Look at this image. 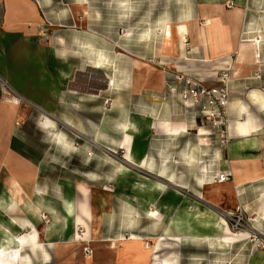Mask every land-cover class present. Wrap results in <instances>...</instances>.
<instances>
[{
  "label": "rangeland",
  "instance_id": "rangeland-1",
  "mask_svg": "<svg viewBox=\"0 0 264 264\" xmlns=\"http://www.w3.org/2000/svg\"><path fill=\"white\" fill-rule=\"evenodd\" d=\"M45 1L52 2L53 7H38L41 18H44L43 13H46L48 19L35 22L33 28H37L38 34L47 44L52 38L54 41L58 40L61 56H69L78 61L79 68L70 77V81L65 83L68 92L59 98V104H41V101H44L40 99L41 93L44 91L36 88L39 84L37 74H33L34 68H29L23 63L20 52L9 53L5 48H0V164L4 165H0V179L7 175H13L20 180L33 177L35 189L43 190L57 201L71 197L74 203L85 204L93 214V219L88 221L91 238L116 240L122 251L116 257L92 261L88 249L85 248V261L82 264H152L154 260L160 263L167 260L169 264H248L249 259L258 255L255 249H264V237L253 240L247 235L241 242L217 245L185 235L174 236V226H170L172 231L166 236L163 234L164 228L167 227L166 222L150 218L146 212L125 200L133 198L135 194L140 200L142 197H154L158 201H172L177 205L175 213L180 212L184 205L191 208L198 203L216 211L224 219L227 213L219 208L213 209L204 200L199 199V190L190 191L176 186L185 185L190 176L192 179L198 177L200 162H204L210 172L214 167V160L211 161L214 156L212 147H221L215 142L217 137L210 136L205 128L199 127L198 121L195 122L193 130L194 137L196 140L197 137L205 140L207 146L201 145L197 149L196 165H181L180 169H176L172 165L169 166V162L167 169L161 174V163H157L154 169L148 172L123 159V149L117 144L122 132L119 123L127 118L130 112L138 114L136 99L132 96L125 100L123 90L130 89L137 71L135 72L132 66L127 68V82L130 83L125 84L126 77L122 76L123 74L120 76L116 62L118 71H115L114 77L121 85L119 89L107 90V72L85 66L87 62L83 60L84 53L78 48V42L86 41L91 36L97 43L101 38L107 39L112 47L118 42L131 44L132 31L137 25V20L132 21L131 17L127 21L118 19L113 0H86L85 23L82 22V12L71 4L75 3V0ZM253 20L255 21V16ZM259 26L261 25L255 26L251 32L256 31L258 34L253 35L259 36L255 45L258 53L254 59L259 78L264 80V28ZM122 35L125 36L124 42L122 39L118 40ZM248 36L245 34L243 37L246 39ZM34 40L40 42L38 37ZM30 48L33 46L30 45ZM15 56L20 58L17 64L8 60ZM123 65L120 62V66L124 68ZM10 83L17 86L19 91ZM31 92L35 97L31 96ZM12 98L17 102L15 114H10L8 110L9 100ZM106 99H114V102L111 100L110 105L105 104ZM44 115L53 121L54 131L59 132L63 143L44 128ZM150 137L154 139L159 136L152 134ZM145 138L135 137L134 141L137 146L145 148ZM149 159L154 161L152 156H149ZM169 161L171 164L176 163L171 158ZM122 165L128 169L125 175L120 174ZM210 179L212 181V178ZM135 180L148 183L155 180L164 184L167 189L164 194H132L129 183ZM81 186L86 189L85 195ZM174 190L180 195L174 193ZM156 203L153 201L151 206L148 207L147 204L146 208H154ZM161 212L163 214L164 210ZM171 217L172 215L168 216ZM228 226L232 231L246 230L230 224ZM94 228L96 233L93 232ZM70 230H73L72 225ZM80 233H83L82 229ZM70 235L67 234L60 241L69 240ZM132 235L143 241V244H148L149 248L145 250L146 259L137 258L134 251L124 250L122 243L130 241ZM67 261L64 252L56 251L55 254H50L48 261H42V264H67Z\"/></svg>",
  "mask_w": 264,
  "mask_h": 264
},
{
  "label": "crops",
  "instance_id": "crops-1",
  "mask_svg": "<svg viewBox=\"0 0 264 264\" xmlns=\"http://www.w3.org/2000/svg\"><path fill=\"white\" fill-rule=\"evenodd\" d=\"M49 3L50 1L45 0H0V48H5V51L9 53L20 52L23 63L29 68H34L33 74H37L39 86L36 88L44 91L40 99L46 102L41 101V104L57 105L60 103L59 98L67 91L65 83L70 81V77L78 71L79 67L78 61H74L69 56H61L58 40L54 41L52 38L48 45L38 34L37 28H33L35 22L48 19L46 13H43L44 18H41L38 5L49 9L53 7L52 2ZM113 3L116 6L118 19L127 21L131 17L132 21L137 20V25L132 31L133 40L131 44H119L118 42L114 47L107 39L101 38V40L114 54V64L118 63L120 76L123 74L122 76L126 77L125 84L129 82H127V68L132 66L135 72L137 71L134 81H131L130 89L123 90V95L125 100L134 96L137 101L138 114L145 115L147 120H152L155 125L154 129L145 131L143 136L146 137L144 141L146 158L152 156L156 164L166 162V169L169 162V166L172 165L176 169H180L181 165H196L197 149L201 145L207 146L204 143L205 140L199 137L196 140L194 137L193 130L196 126L194 118L183 113L175 99L165 96L167 80L172 74L182 72L211 84L214 83V75L218 70L227 67L232 69L229 124L235 119L242 118L243 113L248 111L259 127L254 136L244 137H237L230 133L228 127L227 144L217 149L212 147L214 167L208 173L210 178L212 172L217 169L230 171L231 177L226 182H214L210 188L206 187L205 190L210 194V199H206L205 202L213 209L215 207L226 212L240 209L245 219L244 228L246 230L239 232L245 233L253 240L263 238L264 106L253 100L254 97L250 93L253 91L264 95V80L259 78L258 67L252 61L253 56L250 57L252 54L246 50L241 60H239V55L243 49L242 42L245 40L243 36L258 34L256 31L251 32L257 25L264 28V0H113ZM122 3L130 4L127 17L121 14ZM71 4L74 7L73 3ZM41 10L44 11L43 8ZM209 18L219 20L222 35L218 31L216 33L207 31L206 19ZM187 20L190 21L188 23L189 34L183 40V51L175 54L168 48L165 51L161 50L159 44L164 23L176 24ZM141 33L148 35L145 39H140ZM36 37L40 42L34 40ZM124 37V35L119 36L118 40L122 39L124 42ZM88 40H92L91 36ZM29 41L35 42L30 44ZM30 45L35 49L30 48ZM82 56L87 62L84 54ZM19 59L15 56L8 60L17 64ZM120 62L124 64V68L120 66ZM60 72H68L70 77L62 79ZM10 84L18 90L17 86ZM31 94L35 97L33 92ZM30 100L33 99L30 98ZM111 100L114 102V99ZM165 119L177 125H183L186 130L168 135L167 131L158 125ZM152 134L159 137L153 139L150 137ZM189 156H193L192 160L195 161L187 159ZM170 158L176 163L171 164ZM199 177L200 175L192 179L190 176L185 185L176 186L190 191L199 190L203 193L205 191L201 187ZM6 178H14L28 191H30V185L34 187L33 177L20 180L13 175H7L2 179L6 180ZM1 184L0 181V195L4 194ZM49 197L55 199L52 196ZM48 219L49 217L42 219V223L40 219L37 220L24 213L19 207L6 209L5 206L0 205V224L9 229L19 240V247L23 254L29 257V262L24 264H42L44 261L38 248H35L36 253L33 254L27 246L31 233L35 232L30 241L44 244L50 256L57 251L53 248L54 243L58 242L61 245L65 241L60 240L73 231L70 230L71 223L69 222L68 227L70 228L65 235L56 239L52 235L47 240L43 233V225ZM254 251L258 255L249 259L248 264H264L262 254H260H264V249L258 248ZM59 252L62 253L61 250ZM65 254L68 256L67 252ZM84 261L82 260L80 264ZM67 264H69V259Z\"/></svg>",
  "mask_w": 264,
  "mask_h": 264
},
{
  "label": "bare ground",
  "instance_id": "bare-ground-1",
  "mask_svg": "<svg viewBox=\"0 0 264 264\" xmlns=\"http://www.w3.org/2000/svg\"><path fill=\"white\" fill-rule=\"evenodd\" d=\"M76 10H79L83 14V23L86 22L87 17V3L86 0H75L73 3ZM121 14L123 17H127L130 10V4L122 3ZM190 21H179L176 24H171L165 22L162 26V39L159 44V48L163 51L166 48L170 49L173 53L179 54L183 51V40L188 33V23ZM207 31L215 32L218 31L220 35L223 32L220 31L221 26L218 19H206ZM217 28V29H216ZM148 34L141 33L140 39H145ZM258 37L249 36L242 42L243 49L239 55V60L242 59L245 51L250 52V57L253 56L252 61L257 64L255 57H257V50L255 45L258 43ZM104 41L100 40L98 43L92 40H86L78 42V48L82 49L84 53V58H86L87 67L93 69H101L107 72L106 83L108 86L107 90L119 89L120 81H116L114 77L115 71H118L114 64V54L110 49L106 47ZM62 79H67L70 77V73L60 72ZM250 95L254 97L253 100L259 102L261 106H264V95L260 92H251ZM8 110L10 114H15L17 112V102L15 99H10L8 104ZM44 128L47 132H50L51 136L61 143H63L59 132L54 131L53 121L44 115ZM158 125L162 126V129L167 131L168 135L172 133H178V131H185L186 129L183 125H177L169 120H164ZM154 123L152 120L146 118L143 114H135L134 112L128 113L127 118H125L121 123H119V129L121 132V137L118 140V146L123 149V159L132 166H137L139 168L145 169L150 172L154 169L156 163L152 160L146 158V153L144 148L137 146L134 139L135 137H141L144 135L145 131L148 129H154ZM230 133L235 134L237 137L244 136H254L258 131V124H256L250 112L245 111L243 117L240 119H235L231 124L228 125ZM1 129V128H0ZM193 156H189L187 159L191 161ZM173 161V160H172ZM213 161V160H211ZM168 162V161H167ZM175 162V161H174ZM166 162L161 164V174L165 171ZM200 172L199 181H201V187L205 192L201 193L198 197L201 200L210 199V194L206 193V187L210 188L213 182L210 179L209 171H207L204 162H200ZM120 174L125 175L128 172L126 166L122 165L120 167ZM211 170V169H210ZM212 178V177H211ZM1 185L3 186L4 194L0 195V205L5 206L6 209L10 207H19L24 213L36 218L43 223L42 219L48 218L47 222L44 223V236L45 239L49 240V237L53 235L56 239L57 237L63 236L69 231V222L73 227L71 237L69 240L62 242L61 245L58 242L54 243V250L62 252H67L69 259V264H80L82 260H85V248L89 251V256L93 261L98 259L112 258L116 257L118 253L122 250L120 249V244L116 240H100L91 238V230L88 227V221L93 219V214L88 211L85 204L74 203L72 198H62L59 201L53 200L51 197L47 196L45 192L41 189H34L30 185L29 190L22 187L19 181L14 178H6V180L1 179ZM211 181L212 183H210ZM129 189L137 194H164L166 187L164 184L151 180L149 183L144 180H135L129 183ZM83 195H85L86 189L81 186ZM178 196L180 195L176 190H174ZM132 206H137L148 216L154 219H160L166 222L167 227L164 228L163 234L167 236L170 233V226H174L173 232L174 236H189L194 237L197 240H207L210 244H231L241 242L246 238V234L239 231L230 230L228 223L224 217L218 214L216 211L211 210L203 206L202 204H195L194 207H188L187 205L182 206L180 212L175 213L176 203L172 201L163 200L158 201L154 197L150 199L138 198L134 194L133 198L125 199ZM156 201L155 207L151 209L146 208L148 203ZM143 202V203H142ZM148 204V207L151 206ZM161 210H164L162 214ZM160 211V212H159ZM175 213V214H174ZM172 215L171 218H168ZM82 229L83 233H80ZM94 233L96 230L94 228ZM35 232L31 233L29 237L30 240L33 239ZM27 240V239H26ZM28 241L27 246L30 247L33 254L36 253L35 248L39 249L42 260L48 261L49 255L44 244H37L33 241ZM27 242V243H28ZM31 242V243H30ZM124 250L134 251L135 255L139 259H146L145 250L149 248L148 244L140 241L139 238L132 235L131 240L123 242ZM120 249V250H119ZM262 254L264 262V254ZM29 262V257L27 254H23L22 249L19 247V240L0 224V264H24ZM167 260L163 262L153 261L152 264H169Z\"/></svg>",
  "mask_w": 264,
  "mask_h": 264
},
{
  "label": "built area",
  "instance_id": "built-area-1",
  "mask_svg": "<svg viewBox=\"0 0 264 264\" xmlns=\"http://www.w3.org/2000/svg\"><path fill=\"white\" fill-rule=\"evenodd\" d=\"M232 70L227 67L214 75V83L193 78L182 72L174 73L166 82L165 96L175 99L183 113L189 114L198 121V126L206 129L210 136H216L221 147L227 143L228 125L230 122L229 103L230 87L233 79ZM105 104L110 105L111 100L106 99ZM212 181L222 183L230 179L228 170L217 169L211 174ZM226 223L235 228H244L245 219L240 209L231 210L225 215Z\"/></svg>",
  "mask_w": 264,
  "mask_h": 264
}]
</instances>
